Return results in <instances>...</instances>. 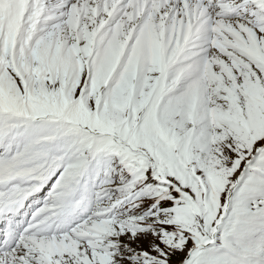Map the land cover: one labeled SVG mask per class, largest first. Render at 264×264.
<instances>
[{
  "label": "snow or ice",
  "instance_id": "1",
  "mask_svg": "<svg viewBox=\"0 0 264 264\" xmlns=\"http://www.w3.org/2000/svg\"><path fill=\"white\" fill-rule=\"evenodd\" d=\"M0 264H264V0H0Z\"/></svg>",
  "mask_w": 264,
  "mask_h": 264
}]
</instances>
